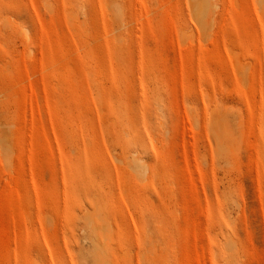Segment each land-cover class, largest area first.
Returning <instances> with one entry per match:
<instances>
[{
  "label": "rangeland",
  "instance_id": "obj_1",
  "mask_svg": "<svg viewBox=\"0 0 264 264\" xmlns=\"http://www.w3.org/2000/svg\"><path fill=\"white\" fill-rule=\"evenodd\" d=\"M0 264H264V0H0Z\"/></svg>",
  "mask_w": 264,
  "mask_h": 264
},
{
  "label": "bare ground",
  "instance_id": "obj_2",
  "mask_svg": "<svg viewBox=\"0 0 264 264\" xmlns=\"http://www.w3.org/2000/svg\"><path fill=\"white\" fill-rule=\"evenodd\" d=\"M217 5V4H216ZM198 43V42H197ZM205 45V44H204ZM235 65V64H234ZM233 66V65H232Z\"/></svg>",
  "mask_w": 264,
  "mask_h": 264
}]
</instances>
